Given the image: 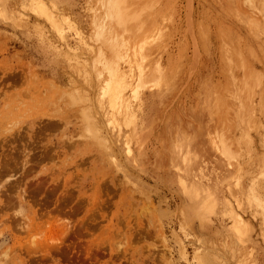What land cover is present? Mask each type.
I'll list each match as a JSON object with an SVG mask.
<instances>
[{"label":"rangeland","instance_id":"374dc122","mask_svg":"<svg viewBox=\"0 0 264 264\" xmlns=\"http://www.w3.org/2000/svg\"><path fill=\"white\" fill-rule=\"evenodd\" d=\"M107 2L0 0V264H264V0Z\"/></svg>","mask_w":264,"mask_h":264},{"label":"bare ground","instance_id":"6f19581e","mask_svg":"<svg viewBox=\"0 0 264 264\" xmlns=\"http://www.w3.org/2000/svg\"><path fill=\"white\" fill-rule=\"evenodd\" d=\"M121 1H122V3H121ZM121 1H119V0H109V2H107V10H112L113 11V14L111 15V21H113L114 22V25H116V27H118V30L120 31V33L122 32V34H123V32L124 31H129L130 30V28H131V24H133V27H134V25H135V23L138 21V17L139 16H137V17H135L134 15H135V11H134V9H132L131 8V11L129 10L130 9V7H129V5H127L128 3H129V1L130 0H127L128 1V3L126 4V2L127 1H123V0H121ZM132 1V0H131ZM125 2V3H124ZM134 2V1H133ZM132 2V3H133ZM121 4H124L125 6H127L126 8H128V9H126L125 7H122L121 6ZM130 4H131V2H130ZM148 4V3H147ZM123 5V6H124ZM135 7L137 6L136 4H133ZM146 5V4H145ZM133 6V7H134ZM131 7H132V5H131ZM138 7V6H137ZM137 7H136V10H137ZM148 8V7H147ZM130 12H129V11ZM109 11V12H110ZM132 12V13H131ZM133 12H134V14H133ZM108 14V13H107ZM131 14V15H130ZM135 22V23H134ZM138 22H141V19H140V21H138ZM143 23V22H142ZM140 24L139 23V25L137 24L136 26L138 27V29H136V31H135V33H138V35H140V34H143V32H144V30H143V26H144V23L143 24ZM136 27V28H137ZM135 33H133L134 34V36H136V34ZM124 36V35H123ZM144 36V37H143ZM142 38L141 39H143L144 40V38L145 39H147L146 37H145V35H142L141 36ZM147 37H148V35H147ZM124 38L126 39V37L124 36ZM137 41H139V40H137ZM129 43V42H128ZM141 47H144V44H139V48H138V51L139 52H141L142 51V49H141ZM221 140V139H220ZM223 141V140H222ZM220 142V144L222 145L223 143H224V141L223 142ZM220 145V146H221ZM224 145H226V143L225 144H223L222 146H221V149L222 148H224V149H222V152H225V154H223V155H226V152H228V151H226L227 149L224 147ZM129 146V145H128ZM227 148H229V147H227ZM226 149V150H225ZM230 150V149H229ZM222 152H221V154H222ZM229 153V152H228ZM227 153V154H228ZM12 160V159H11ZM28 161V160H27ZM10 163V162H9ZM4 164V163H3ZM13 165V164H12ZM6 166V165H5ZM9 169V168H8ZM7 170V169H6ZM40 184V183H39ZM3 185V184H2ZM41 185V184H40ZM17 187V186H16ZM3 188V187H2ZM34 189V188H33ZM32 189V190H33ZM37 188H35V190H36ZM38 190V189H37ZM31 191V190H30ZM34 191V190H33ZM26 192H28V190L26 191ZM5 193H7V192H5ZM31 195V194H30ZM33 195H31L30 197H32ZM47 201H45V203H46ZM60 203V202H59ZM62 203V202H61ZM43 204V203H42ZM46 205V204H45ZM61 205H63V204H61ZM60 205V206H61ZM44 206V205H43ZM47 207V206H46ZM57 207V206H56ZM62 207L63 206H61V208L60 209H58L59 211H61L62 210ZM0 208H1V206H0ZM43 209V208H42ZM46 210V209H45ZM57 210V209H56ZM63 210H65V209H63ZM75 212V211H74ZM45 213V212H44ZM237 220H238V222H240L239 224H241V225H243L244 224V219H243V217L242 216H239L238 215V217H237ZM76 232V231H75ZM76 234V233H75ZM53 241V240H52ZM31 243H32V245H34L35 244V241L32 239L31 240ZM31 245V244H30ZM70 244H68V246H69ZM72 245V244H71ZM54 246V245H53ZM67 246V247H68ZM35 247V246H34ZM33 247V248H34ZM35 248H37V246L35 247ZM58 248V247H57ZM61 248H63V247H61ZM60 248V249H61ZM39 248H37L36 249V251L38 250ZM65 249V248H64ZM39 251V250H38ZM54 251H57V249L56 250H54ZM64 251V250H63ZM57 254V253H56ZM59 261V260H58Z\"/></svg>","mask_w":264,"mask_h":264}]
</instances>
